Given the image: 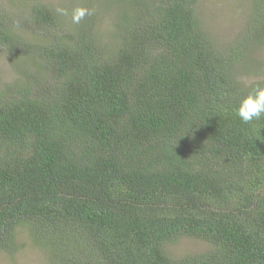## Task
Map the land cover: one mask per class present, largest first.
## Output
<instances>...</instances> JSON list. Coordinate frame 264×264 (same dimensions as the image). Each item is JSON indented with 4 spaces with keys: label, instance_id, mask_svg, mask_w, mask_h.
Returning <instances> with one entry per match:
<instances>
[{
    "label": "trees",
    "instance_id": "1",
    "mask_svg": "<svg viewBox=\"0 0 264 264\" xmlns=\"http://www.w3.org/2000/svg\"><path fill=\"white\" fill-rule=\"evenodd\" d=\"M198 1L141 3L112 50L42 3L34 39L0 13V45L38 64L0 90V249L22 222L53 264H264V117L234 112L264 83V0L226 49ZM183 235L210 248L173 257Z\"/></svg>",
    "mask_w": 264,
    "mask_h": 264
},
{
    "label": "rangeland",
    "instance_id": "2",
    "mask_svg": "<svg viewBox=\"0 0 264 264\" xmlns=\"http://www.w3.org/2000/svg\"><path fill=\"white\" fill-rule=\"evenodd\" d=\"M155 0H0V13L4 14L11 31L19 36L34 39V29L25 24V18L33 4L42 3L51 7L57 14L59 31L75 29L85 25L93 38L99 43L109 46V50L117 48V32L122 18L130 17L141 10L142 4L152 5ZM251 0H199L197 11L203 27L223 49L231 42L242 37L246 29V22L252 14ZM75 7H84L91 10L79 24L71 19V11ZM66 9L69 15H60L57 9ZM59 27V28H58ZM63 29V30H64ZM66 31V30H65ZM253 35H251L252 37ZM250 37V38H251ZM234 41V42H235ZM249 55L254 60L264 63V32L262 36L254 38L247 47ZM23 51L11 54L4 45H0V90L12 84L23 85L27 80V73L38 72L35 60H28ZM38 62L41 60L37 59ZM30 63V65H29ZM243 66H238L241 73ZM28 70V71H27ZM27 71V72H26ZM36 74V73H35ZM255 75L252 72L243 75V81L253 82ZM15 238L11 245L0 249V264H53L49 251L44 247V241L33 238L25 223H18L15 229ZM210 244L202 239L191 236H179L167 244V250L173 257H182L189 253L204 252Z\"/></svg>",
    "mask_w": 264,
    "mask_h": 264
},
{
    "label": "clouds",
    "instance_id": "3",
    "mask_svg": "<svg viewBox=\"0 0 264 264\" xmlns=\"http://www.w3.org/2000/svg\"><path fill=\"white\" fill-rule=\"evenodd\" d=\"M57 11L60 15H69L66 9L60 8ZM91 14V10L87 8L75 7L71 11V19L73 23L79 24ZM234 112L245 124L264 117V83L256 84L246 95L241 96Z\"/></svg>",
    "mask_w": 264,
    "mask_h": 264
}]
</instances>
